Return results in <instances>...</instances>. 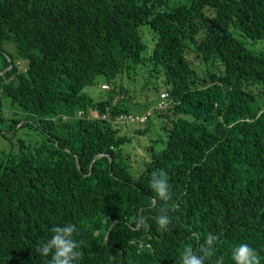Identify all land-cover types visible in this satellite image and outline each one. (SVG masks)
<instances>
[{
    "label": "trees",
    "instance_id": "obj_1",
    "mask_svg": "<svg viewBox=\"0 0 264 264\" xmlns=\"http://www.w3.org/2000/svg\"><path fill=\"white\" fill-rule=\"evenodd\" d=\"M238 35L264 40V0H0V120L6 98L9 129L34 118L42 135L0 158V264H46L38 245L69 222L79 264H181L183 247L198 251L209 232L219 236L213 260L234 264L231 250L247 243L264 264V49ZM144 64L162 75L169 103L156 108L164 145L147 149L134 176L123 150L131 136L91 115L130 113L126 94L94 100L84 88L105 75L115 90ZM159 169L167 201L153 200Z\"/></svg>",
    "mask_w": 264,
    "mask_h": 264
},
{
    "label": "rangeland",
    "instance_id": "obj_2",
    "mask_svg": "<svg viewBox=\"0 0 264 264\" xmlns=\"http://www.w3.org/2000/svg\"><path fill=\"white\" fill-rule=\"evenodd\" d=\"M188 0H170V3L185 2ZM142 39L147 44L148 49L145 52L148 53L152 46V33L147 26L141 27ZM238 37L246 43L249 48L254 50L264 49V40H250L244 38L243 36ZM9 51L13 52V44H7L6 47ZM186 56L191 64V66L197 70L200 74L203 72V66L200 63L196 52L194 51L192 45H189V49L186 52ZM19 69H25L26 64L23 59L16 57L15 59ZM105 75H99L95 78V81L91 85H87L84 91L94 100H104L110 94H113L115 98L120 96L118 94V87H121L122 91L126 94L124 100H122L128 112L135 116L147 115L148 122L146 123L147 131L145 133L139 134L137 130L139 127L137 123H128L124 125H119L118 128L122 134L131 136L130 142L123 145V150L129 152L130 155V170L134 176H136L139 170L143 167L144 160L149 153L147 150L150 146H154L155 149L160 150L165 140V135L163 131V119L160 118L156 113V108L158 107V102L160 101L159 94L164 91V83L162 75L155 74L149 65H142L137 68V72L131 76H127L122 73L120 77H117L116 84L117 88L115 90L103 89L102 84L106 83ZM119 83L121 84L119 86ZM118 100V99H117ZM4 105V115L5 119L0 120V129L6 131V137L0 135V158H2L5 153H14L18 151L20 139L24 140L26 143L33 142L37 140L42 135L39 130L34 126V118L27 119L29 123L23 124L22 120L16 127V129H9L10 120L8 118L13 112V107L9 106V100L3 98ZM166 101V106L168 104ZM165 106V107H166ZM164 107V108H165ZM157 109V110H158ZM163 109V108H162ZM92 116H96V112H91ZM162 140V141H161ZM148 159V158H147Z\"/></svg>",
    "mask_w": 264,
    "mask_h": 264
},
{
    "label": "clouds",
    "instance_id": "obj_3",
    "mask_svg": "<svg viewBox=\"0 0 264 264\" xmlns=\"http://www.w3.org/2000/svg\"><path fill=\"white\" fill-rule=\"evenodd\" d=\"M151 188L155 193V199L167 201L170 198V185L168 173L164 169L153 171L151 175ZM162 214L156 217V223L161 231H167L171 223L167 211L161 209ZM143 221V217L138 218ZM52 236L38 245L36 251L43 257H47L46 264H79L82 259L80 241L75 236L78 234L77 226L73 223L54 225L51 227ZM219 236L209 232L202 243H199L198 251H194L191 245L183 247L180 254L181 264H223V257L212 259L215 255V244ZM231 259L234 264H260L257 251L247 243H241L231 250Z\"/></svg>",
    "mask_w": 264,
    "mask_h": 264
},
{
    "label": "built area",
    "instance_id": "obj_4",
    "mask_svg": "<svg viewBox=\"0 0 264 264\" xmlns=\"http://www.w3.org/2000/svg\"><path fill=\"white\" fill-rule=\"evenodd\" d=\"M101 87L103 89H109V86L107 84H102ZM120 98H123V95L119 96ZM160 101L158 102V107L162 108L166 106V101L168 100V94L166 92H163L159 96ZM83 115L82 110L76 111V116L80 117ZM97 118L103 119V120H109L115 124H128V123H137L140 126H143L145 121H146V115H139L135 116L132 113H126V112H121L118 114H115L113 118L109 117V106L105 107V110L103 113L98 114L95 116ZM61 118L66 119V115H62Z\"/></svg>",
    "mask_w": 264,
    "mask_h": 264
}]
</instances>
